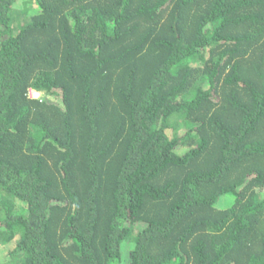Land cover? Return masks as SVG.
Masks as SVG:
<instances>
[{
    "label": "trees",
    "instance_id": "16d2710c",
    "mask_svg": "<svg viewBox=\"0 0 264 264\" xmlns=\"http://www.w3.org/2000/svg\"><path fill=\"white\" fill-rule=\"evenodd\" d=\"M1 245L264 264V0H0Z\"/></svg>",
    "mask_w": 264,
    "mask_h": 264
},
{
    "label": "rangeland",
    "instance_id": "374dc122",
    "mask_svg": "<svg viewBox=\"0 0 264 264\" xmlns=\"http://www.w3.org/2000/svg\"><path fill=\"white\" fill-rule=\"evenodd\" d=\"M16 7L17 8H22L23 7L22 2H19L16 5ZM33 96H34V98L35 97H38L39 96V93H37V92L34 91L33 92ZM227 201H231V200L230 199H227ZM6 252H7L6 248L1 245L0 246V264L4 262L3 260H5Z\"/></svg>",
    "mask_w": 264,
    "mask_h": 264
},
{
    "label": "built area",
    "instance_id": "2783aa9c",
    "mask_svg": "<svg viewBox=\"0 0 264 264\" xmlns=\"http://www.w3.org/2000/svg\"><path fill=\"white\" fill-rule=\"evenodd\" d=\"M33 92H34L33 90L30 91V96H31V97H34V96H33Z\"/></svg>",
    "mask_w": 264,
    "mask_h": 264
}]
</instances>
